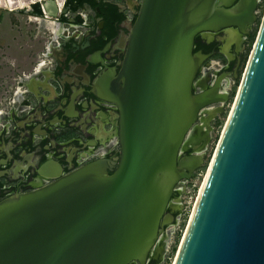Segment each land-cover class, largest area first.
<instances>
[{"label": "water", "instance_id": "obj_1", "mask_svg": "<svg viewBox=\"0 0 264 264\" xmlns=\"http://www.w3.org/2000/svg\"><path fill=\"white\" fill-rule=\"evenodd\" d=\"M66 1L12 0L9 7L8 0H0V6L40 3L39 18L58 21L70 12ZM231 2L117 4L121 12L129 7L136 14L129 32L121 33L123 57L106 59L110 45L87 56L83 70L100 66L94 82L79 89L60 83L57 98L37 108L46 117L57 113L55 118L70 129L63 133L69 139L76 132L70 120L83 119L101 103L112 105L119 156L78 167L49 157L33 172L29 189L2 198L0 264L147 263L176 186L194 178L206 162V146L185 157L182 149L198 123L209 127L230 101L220 83L194 93L209 57L194 52L195 38L228 27L245 32L257 18L259 0H240L228 8ZM24 147L19 143L11 153L19 157ZM19 167L16 172L26 170ZM12 173H0V183L14 181ZM174 264H264V16Z\"/></svg>", "mask_w": 264, "mask_h": 264}, {"label": "flooded vegetation", "instance_id": "obj_2", "mask_svg": "<svg viewBox=\"0 0 264 264\" xmlns=\"http://www.w3.org/2000/svg\"><path fill=\"white\" fill-rule=\"evenodd\" d=\"M96 1L100 4L114 3L117 5L121 3V0ZM261 1L262 0H259L257 9L255 10L256 20L247 24V30L245 32L239 27H228L217 32L208 31L196 36L194 52L197 53L201 51L209 55V57L204 61L197 76L194 93L204 92L215 86L216 83H220V90H227L231 98L232 88L237 80L235 75L236 73H240L249 44L253 41V34L260 23L259 10ZM239 2L240 0H232L228 8L235 7ZM128 8L121 12L118 6V13L123 14L124 18H114V26L105 23L100 6L94 11L87 6L81 8L80 10L85 11L90 9L92 11V14L88 16V18H83L82 16L79 18L73 16L69 17L68 14L60 16L57 21L59 26L62 25V27H65V25L68 24L67 21L72 22L71 20H73V22H75L78 20L81 27L85 30H77L71 36L64 33L65 35H58L57 37V34H59L62 29L56 24V36L51 37L48 43H44L42 56H39L36 65H34L29 72L22 74L23 80L28 78L27 74L34 75L37 74V71L47 74L48 72L45 69H51L49 72H51L53 78L58 82V85L60 83L67 85L71 84L74 85L76 89H79L84 85L86 86L87 83H93L100 71V66L97 65L98 67H93L89 64L86 65L83 70L81 64L88 63L86 60L87 56L97 51L104 50L108 45L110 46L104 53L106 59H110V61L114 62L123 57L124 51L121 48L123 41H120L121 33L123 31L128 33L129 25L136 19V14ZM135 9L138 11L139 6L136 5ZM32 11L33 8L31 9V12ZM78 13L79 12L73 14L69 12V14L72 15H77ZM106 15L108 16V14ZM63 16L66 17L65 21L62 20ZM45 22H49L51 25L53 24L47 20H45ZM114 28L116 34L111 36ZM51 46H53L56 51H54ZM44 65L47 66L43 70L42 67ZM82 75L83 77H81ZM77 79L81 80V84L76 85L73 83ZM23 80L20 81V85H23ZM27 102L24 100L22 106L28 108L26 110H29L31 106L30 103ZM37 107L38 106L30 109V111L20 119L23 121H30H27L30 125L23 130H18L19 120L17 121L13 118L15 114L13 112H16L15 109L11 110L12 114L9 118L6 117V112H1L5 119L7 118V125L4 128L3 134H8L10 132V126L14 123L16 127L11 131V138L13 140L16 139L13 141L14 146L12 145L10 152H7L5 157H0V173L6 170L13 171L12 174H15L16 179L8 184L2 180L0 183V200L17 191L29 189L33 183V172L49 157H57L61 160H65L66 167H78L98 158L108 157L115 159L119 156L120 146L117 136L115 135L117 129L115 126L117 121L115 114L117 112L116 108L112 105L101 103L100 108L95 112H93V110L86 111L87 114L83 119L79 118V121L70 120L75 123L76 126L74 128H78L81 133L71 135V140H69L70 138H63V133L70 129L55 118L56 115H58L57 113L46 117L41 113L40 108ZM101 111H104L106 114ZM40 114L42 115L41 118H39ZM81 114L80 112V115ZM222 115L223 114H219L213 119L209 127H207L206 123H198L200 127L194 128L191 132L189 141L181 151V157L193 155L197 152V147L201 148L206 146L207 152L209 143L212 140L215 124ZM109 122L111 124H108ZM39 124L49 130L48 135L44 134V131L38 127ZM87 125H89V127H87ZM73 133H75V131ZM41 136L48 140L47 144L38 140ZM55 138L59 144L55 142ZM19 143H24L26 147L23 148L22 155L17 157L11 152L14 151L13 149ZM47 145L48 147H46ZM28 150L33 153L30 157H26L25 155V152ZM15 160L16 163L13 166V161ZM17 167H19L18 169L22 167L26 169L24 170L25 178H17L16 174L20 171L17 170L16 172ZM199 170H196L195 177ZM194 178L183 179L176 186L165 213L166 221L161 225L159 240L151 251L146 264L163 263L164 256L167 251H169L168 241L171 239V235L176 232L186 211V197L190 193L191 181ZM131 264L141 263L134 261Z\"/></svg>", "mask_w": 264, "mask_h": 264}, {"label": "rangeland", "instance_id": "obj_3", "mask_svg": "<svg viewBox=\"0 0 264 264\" xmlns=\"http://www.w3.org/2000/svg\"><path fill=\"white\" fill-rule=\"evenodd\" d=\"M31 9L28 6H21L17 9L0 6V113L7 112L11 108L12 104L10 102L15 95L16 89L20 86V77L36 65L39 56H42L44 43H47L54 36L50 29L53 28V24L51 26L49 22H45V19H41L39 18L40 16L32 14ZM259 15L260 23L255 30L253 41L249 44L239 78L232 88L230 101L225 108L226 112L215 124L212 140L207 149L206 162L199 170L197 176L191 181L190 193L186 197V211L179 227L168 241L169 251L165 254L162 264H174L175 262L181 241L185 235L194 206L233 107L242 75L259 33L264 16V0L261 1ZM68 16L72 17V14L68 13ZM50 20L54 21L53 18ZM2 120L3 118L0 116V122Z\"/></svg>", "mask_w": 264, "mask_h": 264}, {"label": "crops", "instance_id": "obj_4", "mask_svg": "<svg viewBox=\"0 0 264 264\" xmlns=\"http://www.w3.org/2000/svg\"><path fill=\"white\" fill-rule=\"evenodd\" d=\"M92 11L90 9L87 10H80L79 13L77 15H72L75 18H79L80 16H82L83 18H88V16H90L92 13ZM80 14V15H79ZM45 20H49L53 23L54 28H50L52 30V35L53 37L56 36L55 32H56V24L58 25L57 21H52L50 19H45ZM68 24L65 25V27H62V25H58L59 28H61L62 30L59 32L58 35H73V33L77 30H85L81 27V25L79 24V21H75V22H70L67 21ZM65 33V34H64ZM59 39V38H58ZM59 42V41H58ZM48 43V41H47ZM47 65H44L42 68L43 70L46 68ZM48 73L45 74L44 72H38L37 74L34 75H28L27 79L23 80V77H20V81H22L23 85L21 84L15 91V95L13 97V99L11 100V108L9 110H7L6 112V117L9 118L11 117V110L15 109L16 112L13 115V118L16 119L18 121L19 126L17 127L18 130H23L24 128L28 127L30 125V123H28L26 120H20L24 117V115H26V113H28V111H30V109H33V107H36L39 103H46L49 102L51 100H54L55 98H57V93H56V88L58 85V82L53 78L51 72V69H45ZM74 71V70H73ZM27 73V72H26ZM29 101L27 103H30L31 108L29 110H26L28 108H24L22 106L23 101ZM78 109L79 107L76 108L74 115H78ZM42 113V111H41ZM9 114V115H8ZM41 114L39 115V118H41ZM3 120L0 122V157H5L7 155V152H10L13 141L16 139H12L11 138V131L13 130V128L16 127V125L14 123H12V126H10V132L6 135L3 134L4 128L6 127V123H7V118L5 119L4 117H2ZM80 118V117H78ZM75 117V119L73 120H77L79 121V119ZM32 124V123H31ZM87 127H89V125H87ZM75 130H77V132L73 133H80V131L78 130V128H75ZM79 131V132H78ZM18 139V138H17ZM38 140H40L41 142H44L45 144H47L48 140H46L45 137H39ZM38 142V141H37ZM48 147V145L46 146ZM26 157H30L33 155L32 152H30V150H28L27 152H25ZM21 169V168H20ZM17 178L20 179V177L23 176V174L25 173V171H18L17 172Z\"/></svg>", "mask_w": 264, "mask_h": 264}, {"label": "trees", "instance_id": "obj_5", "mask_svg": "<svg viewBox=\"0 0 264 264\" xmlns=\"http://www.w3.org/2000/svg\"><path fill=\"white\" fill-rule=\"evenodd\" d=\"M66 6L69 8V11L73 14L79 12L81 8L86 7V6L92 9L93 11L96 10L98 6H100L102 10L101 14L103 15L105 23L107 25L110 24L114 26V22H113L114 18L116 19L124 18L123 14L118 13V6L114 3L100 4L96 0H67ZM32 8H33L32 14L37 15V16H43V11H42L40 3L34 4ZM106 14H108V16ZM62 20L65 21L66 17L63 16ZM115 34H116V30L114 28L111 36ZM254 35H255V32L253 34L252 39L254 38Z\"/></svg>", "mask_w": 264, "mask_h": 264}, {"label": "bare ground", "instance_id": "obj_6", "mask_svg": "<svg viewBox=\"0 0 264 264\" xmlns=\"http://www.w3.org/2000/svg\"><path fill=\"white\" fill-rule=\"evenodd\" d=\"M11 2H12V0H8V6L10 7V4H11ZM13 3V2H12ZM49 19V18H48ZM51 24V23H50ZM234 105V104H233ZM228 121V120H227ZM223 132H224V130H223ZM223 134V133H222ZM205 179H206V177H205ZM203 186V185H202ZM201 189H202V187H201ZM198 200V199H197ZM197 202V201H196ZM196 205V204H195ZM195 207V206H194Z\"/></svg>", "mask_w": 264, "mask_h": 264}]
</instances>
